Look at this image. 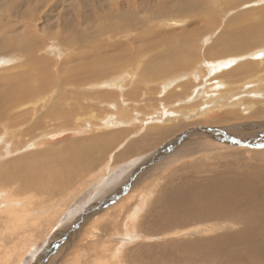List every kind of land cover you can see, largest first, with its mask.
<instances>
[{
	"label": "rangeland",
	"instance_id": "374dc122",
	"mask_svg": "<svg viewBox=\"0 0 264 264\" xmlns=\"http://www.w3.org/2000/svg\"><path fill=\"white\" fill-rule=\"evenodd\" d=\"M0 1L3 2H0V6L5 5V9H0V13L3 14V18H1L3 22L6 23L7 20L10 19L8 14L10 15L12 12L15 13V11L16 13L13 15L14 19H16V14H19L17 19L20 18L22 20L23 18L21 21L22 23L20 24L21 26L19 25L20 27L16 29L18 30L16 32L21 35L15 38L14 44L11 43L12 45H9L12 48H9L8 45H5L6 48H0V54H14L15 56L17 53L15 56L16 63H23L27 61L25 54L26 49H24L23 46H17V44L24 38V31L29 30L31 27H36L38 28V31L34 30V34L38 39H41L43 38L45 31H50L49 23L55 25L52 27V29H57L58 31L61 30L60 27L62 25L59 23L61 21L59 14L61 10L59 8H57L55 12L52 13L53 15H51L52 18L49 23L44 21L43 18L52 5L56 8L58 7L57 4L59 1L62 0H45V2L43 1L44 4L41 3V6L37 4V2H40V0ZM185 1L186 0H65V7L69 9H64V7H62L61 9L63 12L71 10L76 13L78 10L76 11L75 6L79 8L82 3L83 6L86 4L85 9L89 18V22L91 24H96V16L98 13H100L102 15L99 18L100 20L98 25H95V27L99 28L103 25H107V27L101 36H97V38L94 39L92 43L87 44L86 47H84V45L82 48L77 47L71 49L70 46L68 51L65 49L63 51V39L59 35H56V44L51 45L48 42V45H50L52 51H46L47 49L42 47L37 49L36 55L38 57L49 56L50 58H53L51 63H39L36 66V68H48L50 74L53 73V75L50 76V87L43 93H39L37 96L33 97L34 103L36 104V109L30 113L26 112L25 115H28V117L24 121H19L20 118L14 119L16 123H19L18 131L15 130L16 134L2 133L3 138L0 139V144H2L3 147H0V162L15 159L18 156L24 155L31 151L60 148L68 141L80 142L82 139L91 136L100 138V144L108 142L111 143V147L115 144V147L109 152V161L106 163L104 162L105 164H101V162L98 161L99 165L102 166L101 170H103L100 174H98V176H95L98 172V169L93 170L94 172L92 174L88 172L85 175H78L74 179H78L79 181L77 180L70 182L68 185L71 190L70 194H72V196L69 195L70 197H68L69 193L67 188V190L63 192L61 196H59V194L56 197V200L54 198V201L59 204V207H62L63 204L69 203L56 225L57 227L62 223L63 228L61 227V229L57 231V236L55 239L53 237L49 238L50 235H48L41 242L36 244L32 243V248L29 247L27 249L28 257L26 256V261H22L24 264H88L92 260H95L97 257L102 255L109 256L110 253L109 251H106L104 245L109 242L108 246L111 247L112 244L116 242V240H119L116 243L121 245L123 240L125 241V239L128 238L126 234H123L125 231L124 226H118L117 229L119 230V237L117 239L111 240V235L109 237L103 236L99 242L100 244H98L96 248L94 247V240L99 238L96 236L90 237L92 226L96 225L98 227V229L94 230V232H97L96 234L99 233V235L103 234L105 230L110 231L111 229H114L112 228L114 227L112 226L113 220H117V216L122 218L124 216H115L112 214V217H108V215L106 216L104 214L107 211L106 209L115 204L121 196L129 194L133 189L139 191L146 185H155V182L157 181L159 182L160 187L158 188L159 185L156 187V192L148 200L147 206L145 205V207H143V212L141 211L140 213V218L142 215L149 213L150 216L149 218L147 217L148 220L144 223L140 220H137L134 231L133 229L131 230L132 233L135 234V237L132 238V242L130 241L126 246L124 245L122 248L120 247V250L123 251L124 249H128L130 253L137 243L146 244L150 242L161 244V242L167 241V239L172 236L168 235L167 232L173 231L175 227L161 233H154V235L150 236L152 238L149 239L146 237L147 235L144 232L147 228V224L154 220L153 215L150 214L149 211L151 207L153 208L157 206V197L160 190L167 189V187L172 184L176 185L180 180L178 179L179 176L184 175L185 173H191L195 176L203 175L204 177V175L214 172V169L222 170V168L225 166H234L237 168V170H239V167H245L246 165H250L251 167L259 165L264 166V150H252L245 152L239 149L242 148L241 146L237 147L239 145L236 147L227 148V146H224L222 143H220L219 139L214 140L212 137V139L208 138L205 140L197 138L198 136H202L203 133L202 132L199 134L197 132L199 127H205L209 130L214 128L213 130L215 131H218V129L221 128L233 129L232 132H237V130L238 132H243L245 129L244 132L250 133L255 130V133L258 132L257 135L263 133L259 131V129H264L262 126L264 125V60L257 62L252 59V56L255 53H258V51L263 54L264 42L252 46L246 53H243L245 56L252 53L253 55H250L249 58H246L242 53L228 55L230 58H227L231 59L230 64H226L227 66L225 64L217 65V67L216 65L211 66L213 67L211 68V72L208 62L207 65H199L203 59H206L204 56L206 55L208 46L214 40L217 41L227 35H233V39H235L234 22L237 16L251 10V12L254 13L255 18H257L262 13L261 11L258 13V11H256L254 8H258L260 5L252 3L255 2V0H247L243 2L241 0H232L231 2L237 3V6L230 5V3L225 2L226 0H190L192 3L188 4H186ZM16 2H19V5H17ZM67 2L70 3L68 4ZM140 3H143L145 6H147V9L135 10ZM192 4H195V6H191ZM261 4H264V2ZM130 7H133L135 11ZM119 10L122 11L119 13V15H124L125 17L127 16L130 18L131 21L128 23V26L121 20L122 17L118 16L116 20L113 19L114 15H116ZM258 10L261 9L258 8ZM28 11H30L31 14L24 18V16L27 14L26 12ZM170 18H178L181 21H186L184 26L179 25L177 27L173 25H160L158 23L163 19L167 20ZM30 21L32 22L28 25ZM13 22H15V20ZM25 24H27L30 28L25 29ZM111 25L114 27L111 28ZM251 25V36L255 34L258 36L259 34L264 35V28L256 26V19ZM2 31L3 32L0 33V39L10 37L9 31L6 28ZM207 36L209 38L208 42L197 45V42H200L202 38H206ZM258 36L255 37L256 43L259 40ZM189 39L195 40L196 44L195 41L187 43L186 41ZM28 43L32 45L31 42ZM185 44L187 47L186 53H179L178 55H175L174 59L180 62H187L186 60L187 58H190V56L193 57L191 61L197 58L198 63L194 64L192 67L197 69L196 72L199 71L197 80L198 83L195 84V88H197L196 92L199 94L197 95L196 92L193 93V96L197 95L198 97H194L195 99L189 102L185 101L187 96L182 95V92L178 89H176V91L174 89L172 91H168L171 87H167L166 84L162 89L160 88L162 81H165V79L170 77H178V79L172 81L175 83L183 82L189 79L190 76L187 74H190V68L185 66L171 68L170 66H167L169 62L164 61L166 59L164 57L165 55L168 57V53L175 48L178 49L177 52H180L181 49L178 47ZM39 50H41V52ZM48 53H53V55H48ZM211 56L214 55H210L208 58H211ZM55 57L57 59L54 60ZM85 57H89V59H85ZM97 57L111 59L113 61L112 64L115 65L116 70L111 71L112 75H109L116 76V74L120 72L122 74L127 72L128 75L129 71L133 75L132 81H129L127 79V75H124L123 78L126 79L127 83L123 86L122 91H117L111 98H104L101 101L104 102L102 103L103 105L99 104L93 99L95 98L96 92H109V89L96 90L97 87H90L89 89L83 90L79 88V86L82 84L95 85L96 83H99V81L101 82L102 80L107 79V77L93 78V76H91L88 79L82 81L83 83H80V81L73 82L70 80L68 75L69 72L64 71L68 67L78 68L84 62L86 63L87 61V63H89V61H92V58ZM216 58L217 56L211 60ZM239 58L243 61L239 63L241 65L247 63V61L251 63L255 62L253 65L254 67H252L253 70L251 69L248 72L242 71L244 75H238L235 71H231L232 67L241 61H237ZM157 63H159L158 69H163L161 70L163 73H150V75L155 76H147L151 79L140 80L142 76H146L147 68L149 70V68L155 67ZM162 64H165L167 67L163 66ZM158 71L160 72V70ZM180 78L186 79L180 81ZM191 79L192 78L190 77V80ZM149 81L152 83L150 84ZM146 83H149L147 84V87L145 86ZM62 84L65 87H67V84H71L66 90L78 92L76 93V95H78V99L72 98L70 100L74 102L80 100L85 106L86 111L84 115L82 114L83 116H78L76 114L77 111H74L72 124H66L68 125L66 127L65 125L62 127H56L55 125H52L53 122L59 121L60 123L62 120L52 121L49 117V114L53 108L52 106L56 104V100L64 94L62 89L59 90V87H61ZM188 90L189 89H186L185 91ZM135 91L139 92L134 98L131 97V95H128L129 92L131 93ZM167 91L169 93H167ZM53 94L55 95L52 96ZM41 95H44L46 98H43ZM82 95L84 99H80ZM39 96L41 98H37ZM62 102H64V99ZM122 102H125L126 106L130 107V111L133 110V112L139 113V117L136 118V115L134 114L127 120L120 119L119 121L121 123L116 124L118 126L112 124L113 127H111V125L107 128L104 127L100 129H92L89 126L91 120H96L95 118L92 119L93 115H97V113H100L101 110H103L101 111L102 113L106 111L105 116L108 115L109 112H114L109 106L110 103H116L120 105L117 113L124 112L131 114L127 108L124 107ZM195 107L197 109L194 112L193 109ZM154 110L156 112L161 111L162 116L160 117L157 114L155 115ZM203 111L205 113L203 115H199V113ZM142 112L147 113L145 115ZM196 112H199L197 113L198 115H196ZM32 114L37 116L35 120H33ZM103 116L104 115L99 117L98 115L99 118H102ZM224 117H227L226 121L223 119ZM232 117L235 118L233 119ZM84 118H87V121L89 122H83L85 120ZM56 119H58V115H56ZM39 120L43 121V126L38 129H34L35 123ZM114 121L119 122L117 119H114ZM93 125L94 127H98L100 122L96 121L93 123ZM173 125L177 126L175 129L177 131L176 134H170V131L166 132V130H164L173 127ZM55 127L56 130L76 129L79 127L83 128L82 132H80V135H78L79 133L75 135L70 134L66 139H62V137H56L53 139L52 143L46 139L45 141L40 142V145L35 146V144L38 143L37 141L40 138V134L42 135L46 131H51ZM119 128L123 131L120 134L115 133V129ZM183 130H188L192 133L189 135H184L180 133ZM114 134H118L119 136L116 141L114 138H112V135ZM146 135L153 137L154 141H158V138L163 136V143L159 144L153 149H149L146 152H141L130 159L115 162V155L122 153L127 147L135 144L137 141H140V139ZM178 135H181L180 139L175 140ZM59 138L66 141H57ZM53 143L55 144L53 145ZM228 144L229 146L234 145V143ZM263 146L264 145L261 147L260 145L259 149H264ZM100 154V150L95 152V156ZM67 169L68 167H65L61 170L66 171ZM132 169L136 170L135 173H133ZM173 174L175 177L171 178ZM101 179H103L104 182L102 184ZM126 179H128V182L124 183ZM167 179L169 180L168 183ZM198 179L202 178L198 177ZM114 183L118 186L121 183L125 184L126 188L119 190L120 197L111 203L108 202V204H104L105 206L103 205L102 208L96 207L95 209L93 208L89 210L87 207L88 205H91V201H93V199H90L86 202V199L84 198H86L88 195L93 197L98 194L101 189H104V187H107L108 189L113 186ZM104 195L106 194H103V196ZM30 199L27 201L29 204L32 202ZM43 202L44 203L41 205L48 206L52 201L45 199ZM87 203L89 204L87 205ZM148 209L149 211H147ZM112 211L113 209H111V213H113ZM101 214H104L103 217L98 218V216ZM65 215H67V218L62 222L61 220H63ZM103 223L106 224L103 225ZM202 230L203 229H200V231ZM227 230L228 229L225 226H222L213 232L221 233L226 232ZM111 231L114 232V230ZM188 231H190L191 234L193 233L192 229H186L183 232ZM185 236L192 237L193 235L186 234ZM48 239L51 241H48ZM172 239L173 238H170L169 240ZM41 245H44L46 249L44 258L38 256L39 254H42V250H44L42 248V252L39 251ZM100 245H103L100 249L101 253L97 254V250L99 249ZM102 250H104L106 254L103 253ZM35 252L36 254L30 258V253L33 255ZM124 253L126 252L123 251L121 254L122 258H124ZM37 256L39 259H41L38 263H36V261H38L36 260L38 258ZM261 264H264V260L261 262Z\"/></svg>",
	"mask_w": 264,
	"mask_h": 264
},
{
	"label": "bare ground",
	"instance_id": "6f19581e",
	"mask_svg": "<svg viewBox=\"0 0 264 264\" xmlns=\"http://www.w3.org/2000/svg\"><path fill=\"white\" fill-rule=\"evenodd\" d=\"M43 1L45 2V0H40L39 3L37 2V4L41 6V3H43ZM231 1L232 0H226L225 2L230 3V5L232 6H237V3H233ZM241 1L243 2L247 0ZM64 2L65 0L59 1V5L57 4L58 7L56 8L52 5V7L48 9L45 17L43 18L44 21L49 23L52 18L51 15H53L52 13L55 12L57 8H59L61 10H59L61 19L59 23H61L62 25L61 27L59 26L61 29L60 31H58L57 29H52V27H54L55 25L49 23L50 31H45L43 38L38 39L34 34V30L38 31V28L28 27V25L32 21H30L28 25L25 24V29L30 28L29 30L24 31L25 34L34 36H26L24 34V38L17 44V46H23V48L26 49L25 54L27 57V61L23 63H16L15 56L17 55V53L15 56L14 54H0V139L3 138L2 133L16 134V131H18L19 128V123H16L14 119L20 118L19 121H24L28 117V115H25L26 112L30 113L36 109V104L34 103L33 97L37 96V94L39 93H43L50 87V76H52L53 73L50 74L48 68H36V66L39 63H51L53 61V58H50L49 56L38 57L36 55L37 49L42 47L47 49L46 51H52L50 45H48V42L51 45L56 44V35H59L63 39V51L64 49L68 51L70 46L71 49L77 47L82 48V46L84 45V47H86L87 44L92 43V41H94L97 36H101L107 27V25H103L99 28L95 27V25H98V22L100 20L99 18L102 15L100 13H98L96 16V24H91L89 22V18L85 9L86 4L85 6H83V3L82 5L80 4L81 6L79 8L75 6L76 11L78 10L76 13L71 10L63 12L61 8H66ZM185 2L186 4L192 3V1L190 0H186ZM263 2L264 0H255V2H252L256 3V5H260L258 8H260L261 10H258V8H254L256 9V11H258V13H260L261 11L262 14H260L261 16L259 15L260 17L258 16L257 18H255L254 13H252L251 10L237 16L234 22L235 39H233V35H227L222 39H219L217 41L214 40L212 43L210 42L211 44L208 46L205 55L206 57L204 56V58L206 59H203V61L200 62L199 65L204 66L205 64L207 65L208 62V66H210L211 72V68H213L211 66L216 65L217 67V65L230 64L231 59L227 58L229 57L228 55L246 53L252 46L260 44L261 42L263 43L264 35H250V31L252 29L251 24L253 21H255V19L256 26L264 28V4H261ZM18 3L19 2H16L17 5H19ZM4 6H0V9H5ZM191 6H195V4H192ZM130 8L133 9V7ZM138 9H147V6H145L143 3H140L135 10ZM120 12L122 11L119 10V12L114 15L113 19L116 20L118 16L122 17L121 20L128 26V23L131 21L130 18L127 16L125 17L124 15H119ZM15 13L12 12L10 15L7 13L8 17L11 20L6 19V23L1 19L3 18V14L0 13V33L3 32L2 30L6 28L10 34L9 38L0 39V48H6L5 45H12L11 43L14 44L15 38L21 35L16 32L18 31L16 29L21 26L20 24L22 23L21 21L23 20V18L22 20L20 18L17 19V16L19 14H16V19H14L13 15ZM26 13L27 14L24 16V18L31 14L30 11ZM14 20L15 22H13ZM185 21L186 20L181 21L178 18H170L167 20L163 19L158 23L160 25H173L177 27L179 25L184 26ZM112 27L114 26L111 25V28ZM256 36L259 37L257 43L255 41ZM194 41L195 40L189 39L186 42L191 43ZM208 41L209 38L207 36L206 38H202L200 42H197V45L203 44ZM28 42H31L32 45H30ZM9 48L12 47L9 46ZM178 48L181 49L180 52H177L178 49L175 48L168 53V57L166 55L164 56L166 58L164 61L169 62L167 66H170L171 68L181 66L190 68L191 72L187 75H189L192 79L190 80L189 77V79H187L189 81H183L186 78H180V81L182 80L183 82L175 83L172 81L178 79V77H170L168 79H165V81H162L160 88L162 89L166 84L167 87H171L168 91H172L173 89L176 91V89H178L182 92V95L187 96V99L185 101L189 102L195 99L194 97H198L197 95L199 94L196 92L197 88H195V84L198 83L197 80L199 71L196 72L197 69H194V67H192L194 64L198 63V61L197 58L191 61V59H193V57L191 56L190 58H187V62H180L175 60V55H178L182 52L184 54L187 50L186 44L179 46ZM39 51L41 52V50ZM260 53L261 52L258 51V53H255L254 55L252 53L246 56L244 54L243 55L246 58H249L250 55H253L252 59L258 62L264 60V52L263 54ZM49 54L50 53H48V55ZM50 55L52 56L53 53ZM210 55L214 56L208 58ZM215 56H217V58L211 60L215 58ZM55 59L57 58L55 57L54 60ZM85 59H89V57H85ZM239 60L241 59L239 58L237 61ZM112 62L113 61L111 59L97 57L92 58V61H89V63H87V61L86 63L84 62L78 68L68 67L64 71L69 72L68 75L70 80H72L73 82L80 81V83H83L82 81L88 79L91 76H93V78L107 77L108 80L105 79L101 82L99 81V83H96L95 85L82 84L81 86H79V88L83 90L89 89L90 87H97L96 90L109 89V92H96L95 98L93 99L94 101L103 105L102 103L104 102L101 101L104 98L113 97L114 93H116L117 91H122L123 86L127 83L126 79L123 78L124 75H127V72L125 74H122L120 72L116 74V76H111V71L116 70V67L114 64H112ZM240 62L243 61H239L238 64L233 66L231 69V71H235L238 75H244L242 71H250L252 67H254L253 65L255 63L247 61V63H242L243 65H241L239 64ZM159 63H157L155 67L149 68V70L147 68L148 72L146 70V76H142L140 80L151 79L147 76H155L150 75V73L162 74L163 72L161 70L163 69H158ZM162 65L167 67L165 64ZM158 70H160V72ZM132 76V73L129 71L127 79L129 81H132ZM149 83L151 84L152 82L149 81ZM149 83H146L145 86L147 87V84ZM69 85L71 84H67V87ZM67 87H65L63 84L61 87H59V90L62 89L64 94L56 100V104L52 106L53 108L51 109V112L49 114V117L52 121L62 120V122L60 123L59 121H57L58 123L53 122L52 125H55L56 127H62L63 125H65L66 127L68 126L66 124H72L74 111H77L76 114L78 116H83L86 111L85 106L80 100L77 102L70 100L72 98L78 99V95H76V93L78 92L68 91L66 90ZM186 89L189 90L185 91ZM168 91L167 93H169ZM138 92L139 91L131 93L129 92L128 95H131V97L134 98ZM195 92L197 93V95L195 94L196 96H193V93ZM54 95L55 94H53L52 96ZM41 96H43V98H46L44 95ZM37 98L41 97L39 96ZM63 99L64 102H62ZM80 99H84L83 95ZM122 104L131 114L124 112L117 113L120 105L116 103H110L109 106L115 113L109 112V114L107 113L108 115L105 116L106 111L102 113L101 111L103 110H101L100 113H97V115H93L92 119L95 118L96 120L90 119L91 125L88 123L89 126L92 129H100L104 127L107 128L112 124L118 126L116 124L121 123L119 121L120 119L127 120L134 114L136 115V118L139 117L138 115L140 114L133 112V110L130 111V107L126 106L125 102H122ZM196 109V107L193 109L194 112ZM155 110L154 114H157L161 117L162 112H156ZM146 113L147 112L143 114L146 115ZM197 113L199 112H196V115H198ZM204 113L205 112L203 111L199 113V115H203ZM56 115H58V119H56ZM98 115L99 117L102 115L104 116L102 118H99ZM227 117H224L223 119L226 121ZM32 118L33 120H35L37 116L35 114H32ZM84 119L83 122H89L87 121V118ZM114 119H117L119 122H115ZM96 121L100 122V125H98V127H94L93 125V123ZM43 124L44 123L42 120L37 121L35 123L34 129L42 127ZM113 125L111 127H113ZM262 126L264 127V125ZM56 127L51 131L44 132L42 135L40 134V138L37 141L38 143H36L35 146L40 145L39 143L45 141L46 139L47 141H51L52 143L53 139H55L56 137H62V139H66L70 134L75 135L79 133L78 135H80V132H82L83 128L79 127L76 129L64 130H60L58 128L59 130H56ZM176 127V125H173V127L164 130H166V132L170 131V134H176ZM199 128L197 129V132L199 134H201L202 132L203 133L202 136L197 137L198 139L205 140L212 137L214 140L219 139L220 143H222L224 146H227V148L236 147L237 145H239L237 147L241 146L242 148L239 149L245 152L252 150H264L262 148L259 149L260 145L261 147L262 145H264V129H259V131L263 133L257 135L258 132L255 133V130L250 133L244 132L245 129L243 132H238V130L237 132H232L233 129L221 128L218 129V131H215L213 130L214 128L210 130L206 129L205 127ZM115 131V133L120 134L123 130H120L119 128L115 129ZM180 133L189 135L192 132L183 130ZM118 134L112 135V138H114L115 141L117 138H119ZM181 135H178L175 140H179ZM149 136H144L140 139V141H137L135 144H132L125 150H123L122 153L115 155V162L130 159L141 152H146L149 149H153L154 147H157L159 144L163 143V136H160V138H158V141H154V138ZM62 139L59 138V140L57 141H66ZM100 141V138L91 136L82 139L80 142L68 141L60 148H49L46 150L31 151L24 155L18 156L15 159L0 162V264H22L27 259V249L29 247L32 248V243L36 244L38 242H41L48 235H50L49 238L53 237L55 239V237L57 236V231L62 227V223L57 227L56 225L60 217H62V214L66 210L69 203L67 204L65 202L66 204H63L62 207H59V204L54 201V198L56 200V197L59 194V196H61L62 193L67 190V188L69 193H67L68 197L72 196V194H70L71 190L68 185L70 182L77 181L78 179L74 178H76L78 175H85L88 172L92 174L94 172L93 170L98 169L97 174L95 173V176H98V174L103 171L101 170L102 166L99 165V162H101V164H105L110 160L108 155H110L109 152L115 147V144L111 147V143L106 142L100 144ZM228 143H234V145L229 146ZM54 144L55 143H53V145ZM1 146L3 147L2 144H0V147ZM97 150H100L101 154L95 156V152ZM65 167H68V169L66 171H62L61 169ZM238 169L239 170H237V168H235L234 166H225L224 168H222V170L214 169V172H212L211 174H206L204 175V177L203 175L195 176L191 173H185L184 175L179 176L178 179L180 180L177 182V184L175 183L176 185L172 184L168 186L167 189L160 190L157 197V206L153 208L151 207L150 211L149 209L147 210L150 212V214L153 215L154 220L150 221L147 224V228L144 232L147 235L146 237L149 239L152 238L150 236L154 235V233H161L175 227L173 231L167 232L168 235H172L170 238L173 239L169 240L170 238H168L167 241L161 242V244L150 242L146 244L137 243V245L135 244V247L130 251V253L127 248V250L122 249L124 252H126L124 253L125 259L121 256L123 251L120 250V247L122 248L124 245L126 246L130 241L132 242V238L135 237V234L132 233L131 230L133 229L134 231L137 220H140L143 223L148 220L150 216L149 213L142 215L141 218L140 213L143 207H145V205L147 206L148 200L156 192V187L158 185V188L160 187L159 182H155V185L153 186L152 184L146 185L139 191L133 189L129 194L120 197L119 190L126 188L124 184L128 182V179H126L125 182L119 184V186L114 183L113 186L108 189L107 187H104V189H101L99 193L93 197H90L91 195H88L86 198H84L86 199V202L90 199H93V201H91L92 206L88 205L89 203H87V208H89V210L93 208L95 209L96 207L102 208L104 204L106 205L108 204V202L111 203L115 201V199L120 197V199L115 204L106 209L107 211L105 210L106 212L104 214L106 216L108 215V217H112V214H114L115 216H124L123 218L117 216V220H113L112 226L114 227L112 228L114 229H109L114 230V232H112L111 230H105L103 234L99 235V233L96 234L97 232H94V230H97L98 227L96 225L92 226L90 237L96 236L97 238H99L97 240H94V247L96 248L98 244H100L99 242L101 241V238L103 236L109 237L111 235V240L117 239L119 237V230L117 229L119 225L124 226L125 231L123 232V234H126V236L128 237L125 239V241L123 240L121 245H118L116 243L119 240H116V242L112 244L111 247L108 246L109 242L105 244L104 248L106 249V251H109V256L102 255L100 257H97L95 260H92L88 264H261V262H263L264 260V166L259 165L251 167L250 165H246L245 167L241 166ZM135 171L136 170H133V173H135ZM174 177L175 175L173 174L171 178ZM198 177L202 179H198ZM101 180V184L104 183L103 179ZM168 182L169 180L167 179V183ZM103 194L108 195L103 196ZM28 199L32 201L31 204L27 202ZM45 199H49V201H52L50 202V205H41L42 203H44L43 201H45ZM111 209H113V213H111ZM104 214H101L100 216H98V218L103 217ZM66 218L67 215H65V217L61 221L63 222ZM105 224L103 223V225ZM221 225L225 226L228 230L221 233L213 232L222 227ZM186 229H192L193 233H190L191 230L188 232H183ZM200 229L203 230L200 231ZM186 234L193 236H185ZM48 241L51 240L48 239ZM102 246L103 245L99 246L97 254L101 253L100 249L102 248ZM42 248L44 250H42ZM41 250L43 251V253L39 254L38 256L44 258V254L46 253L44 245L40 246L39 251ZM102 251L106 254L104 250ZM30 254L31 255H29V257L31 258L36 254V252L33 255L32 253ZM39 257L36 259L38 260L36 261V263L40 262L41 259H39Z\"/></svg>",
	"mask_w": 264,
	"mask_h": 264
},
{
	"label": "water",
	"instance_id": "95a60500",
	"mask_svg": "<svg viewBox=\"0 0 264 264\" xmlns=\"http://www.w3.org/2000/svg\"><path fill=\"white\" fill-rule=\"evenodd\" d=\"M261 54V53H260ZM256 56H258V55H256Z\"/></svg>",
	"mask_w": 264,
	"mask_h": 264
}]
</instances>
